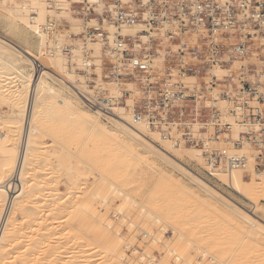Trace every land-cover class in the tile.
Segmentation results:
<instances>
[{
    "label": "bare ground",
    "instance_id": "1",
    "mask_svg": "<svg viewBox=\"0 0 264 264\" xmlns=\"http://www.w3.org/2000/svg\"><path fill=\"white\" fill-rule=\"evenodd\" d=\"M47 1L0 0V24L13 34L9 36H25L26 42L28 35L37 38L35 46L26 47L0 35V105L7 107L0 113V264H264V206L256 201L264 198V173L255 172L242 149L228 151L220 144L226 164L207 163L204 153L215 149L204 134L190 125L178 129L164 110L135 115L134 90L124 96L122 89L103 86L100 61L105 53L99 43L83 40L86 25L68 9L49 10ZM50 19L56 28L44 31ZM63 20L70 30L62 33ZM65 44L69 55L62 53ZM84 54L89 68H82ZM245 64L235 58L219 70L214 83L220 85ZM236 88L235 95L249 106L264 100V90ZM234 91L229 86L224 94L230 97ZM230 109L224 107L214 122L233 129L235 142L264 127L249 119L255 110ZM186 129L203 144L188 155L208 177L240 197L256 199L249 200L251 216L184 164L172 132L179 136ZM240 154L246 159L237 165L232 157ZM156 161L192 181L197 190ZM135 208L141 221L151 219L131 228L135 234L130 239L121 225ZM153 249H160L159 261Z\"/></svg>",
    "mask_w": 264,
    "mask_h": 264
},
{
    "label": "built area",
    "instance_id": "2",
    "mask_svg": "<svg viewBox=\"0 0 264 264\" xmlns=\"http://www.w3.org/2000/svg\"><path fill=\"white\" fill-rule=\"evenodd\" d=\"M47 4L49 10L56 12L68 9L86 25L83 40L99 43L105 53L102 63L105 80L135 82L137 89L147 96L135 101V115H150L157 108L177 122L182 117L185 121L190 118L193 122L203 121L200 132L208 134L209 142L218 140L224 136L222 128L227 127L214 122L220 119L221 111L218 102L213 101L212 92L220 90V97L231 109L242 108L249 113L255 110L256 115L249 119L264 123L258 112L264 114V100L258 102V107L249 106L236 95L224 94V85L220 89L213 82L216 78L205 79L213 67H224L230 60L241 57L252 62L254 56L258 61L250 64L255 69L251 72L241 69L239 77L248 75L257 81L264 75V0H147V3L145 0H48ZM55 28V22L50 19L43 30L50 32ZM128 28L135 31L126 32ZM69 50L65 45L62 53L69 55ZM83 65L82 68L90 67L87 54L83 56ZM257 82L240 84L242 89L255 93L264 88V82ZM109 103L115 102L109 100ZM201 114L204 118L196 121L194 117ZM184 136L194 146L202 145L189 131ZM247 141L257 151L254 167L264 171V127L258 134L242 135L233 146L242 147ZM205 154L211 161L215 154L221 158L219 162L226 159L219 152H213V156ZM245 159L240 154L232 157V162L242 165Z\"/></svg>",
    "mask_w": 264,
    "mask_h": 264
},
{
    "label": "rangeland",
    "instance_id": "3",
    "mask_svg": "<svg viewBox=\"0 0 264 264\" xmlns=\"http://www.w3.org/2000/svg\"><path fill=\"white\" fill-rule=\"evenodd\" d=\"M69 15H70V13H69ZM71 16V15H70ZM73 17H74V15H72ZM62 24L64 25V27H66V28H62V29H60L59 31L60 32H62L63 33V31H69L70 30V28L68 27L70 24H69V21H67V20H63L62 21ZM68 26H67V25ZM66 25V26H65ZM7 31V32H6ZM9 33V34H8ZM65 33V32H64ZM2 34V35H1ZM0 35L1 36H6V37H11V36H9V35H13V34H11L10 32H8V30H7V28L5 27V26H3L2 24H0ZM33 36V35H32ZM31 35H28V36H26L27 38H28V41L26 42V40H24L25 38V36H22L21 35V37H20V35H18V36H13V37H11L10 38V40H12V38H14V41H16V40H18V41H20L21 43V45H23V46H26V47H28L29 45V47H33V44H34V46H35V44L37 43V38H35L34 36L32 37ZM71 36V38L72 39H78V37H76L74 34H71L70 35ZM19 37L22 39H19ZM15 38H18V39H15ZM26 38V39H27ZM80 38V37H79ZM36 42V43H35ZM77 42V41H76ZM65 45H67V46H69V44H65ZM242 59H244L245 60V62H246V64L244 65V66H242V67H240V68H238V69H235L229 76H227L226 78H224V80H223V82L220 84V85H218V86H222V85H224V90H223V92H225V90L229 87V86H231L232 87V89H234L235 91H234V94L233 95H235L236 93H238L239 92V90H237V86L238 85H240V83H241V81H244L242 78H244L245 76H246V78H247V80H245L244 82H246V81H250L251 83H258L257 81H259L258 79H257V81L255 80V79H252L250 76H248V75H244V76H242V77H239V72H240V70L242 69V72H244V70H248V72H251V70H254L255 69V67H253V66H251V64L250 63H255L257 60H255V59H252V62L249 60H247L245 57H241ZM103 59H104V54H103V57H102V59H101V61H100V72L102 73V63H103ZM235 59V58H234ZM234 59H232V60H234ZM232 60H230L224 67H221V68H213V69H211V70H209V72H208V75L206 76V80H209L210 79V77L212 76V77H214V78H216V74L219 72V70H221V69H223V68H225V67H227L229 64H230V62L232 61ZM32 68L31 67H27V70H31ZM93 70H94V68H93ZM28 71V72H29ZM35 71V69H33L32 70V73ZM93 73V75H92V78L93 77H95L96 78V72H92ZM95 74V75H94ZM233 74V75H232ZM103 86H112L113 88L114 87H117L118 89H122L121 91H122V93H123V95L125 96H127V95H129V91H133L134 90V92H135V97H134V105H135V103L138 101V99H142L145 95L144 94H142L138 89H137V87H136V83L134 82V84L132 83V82H122V81H115V80H105L104 78H103ZM192 80H194V79H190V78H188V81H192ZM216 80H217V78H216ZM215 80V81H216ZM214 82V81H213ZM259 82H264V80H260ZM109 83H111V84H109ZM120 84L119 85V87L117 86L118 84ZM107 84V85H106ZM126 84H128V85H126ZM133 84V85H132ZM127 87H126V86ZM91 87H93V85H90ZM131 86V88H129ZM95 87V86H94ZM93 87V88H94ZM92 88V89H93ZM123 89L124 90H126V91H123ZM129 89V90H128ZM132 89V90H131ZM220 89H222V87L220 88ZM260 90H264V88H259ZM259 89H257V91L259 90ZM212 93H214L215 95L212 97L213 99H218V100H216V102H218V104L216 103V105H218L217 107L219 108V110L221 111V114H222V112H223V110H224V107H227V106H229L224 100H222V98L220 97V94H221V91L220 90H215V91H213ZM147 99V98H146ZM136 101V102H135ZM77 103V102H76ZM222 103V104H221ZM78 104V106L81 108V109H84V110H86V111H89V108H88V106L86 105L85 106V104H83V103H77ZM224 104V105H223ZM135 107V106H134ZM153 109H155V108H153ZM156 111H155V113L157 112V109H155ZM189 110H191V109H189ZM4 111H7V107L5 106V105H0V113H3ZM106 111V110H105ZM104 111V112H105ZM245 111V110H244ZM201 112V111H200ZM260 114H263L262 112H260V111H258ZM264 115V114H263ZM166 116H167V114H166ZM221 116V115H220ZM197 117L198 116H195L194 118H195V120L197 121L198 119H197ZM204 117V116H203ZM171 118V117H170ZM183 118V117H182ZM180 119V121L179 122H177V120L175 119V118H173V119H175L174 120V122H172V124H174V125H178V126H176V127H178V129H179V127L181 126L180 124H183V125H190V126H192L194 129H196L197 131H201V129H202V127H203V121H200L199 123L198 122H193V119H188V120H183V119ZM99 120H101L102 122H104L105 120L103 119V118H99ZM159 121H162V119H160ZM159 121H158V125L159 124H163V122H160L159 123ZM185 121V122H184ZM214 124V123H213ZM212 124V125H213ZM264 124V123H263ZM216 125V124H215ZM221 127H223V126H221ZM208 128V127H207ZM186 131H189L190 132V134L191 135H193L194 137H195V135H194V132H192L191 130H188V129H186ZM185 131V132H186ZM185 132H182V133H180L179 134V136H177L174 132H172V137H173V139H176V140H178V143H180L179 145L181 146L180 147V150L182 151V153H183V155H184V164L188 167V168H190L191 170H192V173H194V175H196V176H199V177H201V179H203L208 185H210V186H212V187H215L217 190H218V192L221 194V195H223L224 197H226V199H228L229 201H230V203H232V205L233 206H236V207H238V208H241L242 210H244V212L245 213H247L248 215H250L251 216V214L253 213V203L251 202V201H249V200H251V199H253V201H255L254 200V198H251V199H249V200H247V199H245V198H243V197H240L239 195H237L235 192H233L229 187H227V186H225V185H223V184H221L220 182H218L217 180H215V179H212L211 177L209 178L208 177V174H207V172L205 171V170H203L201 167H199V165L198 164H196L195 163V160L192 158V157H190L189 155H188V150H190V149H192V148H201L202 146H203V144L201 145H199V146H194L195 145V143H191L188 139H187V137H183V135L185 134ZM210 133V135H212V132H209ZM233 133H234V131H233V129H228L227 127H224V128H222V131H221V134H224V136H222L221 138H219L218 140L216 139V138H214L212 141H208L207 139H206V136L208 135L207 133H204V136H205V139H206V141L209 143V145L208 146H211V147H213L215 150L213 151V152H219V153H221L222 154V152H220V151H218V148L219 147H221V146H223V147H226L227 148V150L228 151H230V150H232L233 148H237V147H235V146H233V143L235 142V140H234V138H233ZM259 133V132H258ZM242 135H239V137H238V139H240V137H241ZM244 136V135H243ZM163 137H166L165 135L163 136ZM245 137V136H244ZM237 139V140H238ZM236 140V141H237ZM48 142V141H47ZM247 143L248 144H246V143H244L243 145H242V147H238L239 149H242L243 150V153L246 155V157H249V158H251L252 160H253V163H254V166H255V158H256V155H257V151H255L256 150V148L255 147H253V146H251L249 143V141H247ZM221 146H220V145ZM49 145V144H48ZM253 145V144H252ZM213 152L211 153V155L213 156ZM209 153V152H208ZM203 157H204V159H205V161L208 163V161H210V160H208V154H205L204 153V155H203ZM225 157H226V155H225ZM221 159V158H220ZM219 156H218V154L216 155L215 154V156H214V161H215V166H217V165H219ZM223 163H224V165L226 164V159L225 160H221ZM165 163V162H164ZM163 162H160V161H156V164H157V166L159 167V166H161L160 168H162V169H166L167 171H172L171 173H173V175H178V177H179V179H181L182 180V182H184V183H186V184H188L191 188H192V190H194V191H196L197 190V188H196V186L194 185V183L192 182V181H190V180H188L187 178H185V177H183L182 175H180V174H178V172H175L174 170H172L170 167H169V165H167L166 163L164 164ZM168 168H169V170H168ZM171 169V170H170ZM254 170H255V172H258V173H264V171H262L261 169H259V168H256V167H254ZM244 179L247 181L248 180V177H247V174H245L244 175ZM263 197H259L258 198V200H256L257 201V203H259V204H261V205H263L264 206V198L262 199ZM255 204V203H254ZM130 211H132V210H130ZM130 211H128L127 212V216L125 215V217H127L126 218V220H124V222L122 223V225H121V227H123V225H125V227H126V230H125V227H123V228H121V231H124L125 233H127V235H129L130 236V239H134L133 237H134V234L135 233H133V232H135L134 230L136 229V225H141V227H142V225H143V227H144V225H146L148 222H149V220L151 219V218H149L147 221H145V222H143V221H141L142 219L141 218H139V213L137 212V209L135 208V210L131 213ZM129 213V214H128ZM134 218H136V220H137V222H136V220L134 219ZM131 219V222H129V223H131L130 225L128 224V221ZM134 220V221H133ZM138 220H139V222H138ZM133 222H135V224H133ZM145 223V224H144ZM127 224H128V227H129V229H128V227H127ZM140 225H139V227H140ZM264 225V224H263ZM134 227V228H133ZM131 228L132 229H134V230H131ZM129 231H128V230ZM132 232V233H131ZM166 237L165 238H167V239H169L170 237H171V233L170 232H168L166 235H165ZM153 252V254L152 255H154L155 256V260L156 261H159V259H160V257H162V253H161V251H160V249H158V250H156L155 251V249H153L152 250ZM158 252V253H157ZM156 255H155V254ZM159 253H160V255H159ZM157 255H159V257L157 256ZM260 256V255H259ZM194 258V257H193ZM206 260V262H208L209 261V258H205ZM195 260V263L196 262H199V259L198 258H196V259H194ZM230 264L232 263V261H230L229 262ZM208 264H209V262H208Z\"/></svg>",
    "mask_w": 264,
    "mask_h": 264
},
{
    "label": "snow or ice",
    "instance_id": "4",
    "mask_svg": "<svg viewBox=\"0 0 264 264\" xmlns=\"http://www.w3.org/2000/svg\"><path fill=\"white\" fill-rule=\"evenodd\" d=\"M145 3H147V0H145ZM244 5L243 4H241V7H243Z\"/></svg>",
    "mask_w": 264,
    "mask_h": 264
}]
</instances>
